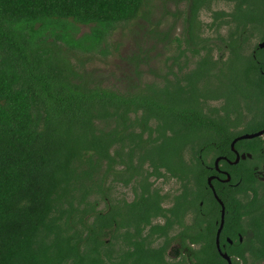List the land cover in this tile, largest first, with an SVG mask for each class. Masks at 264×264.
Instances as JSON below:
<instances>
[{"label":"trees","instance_id":"trees-1","mask_svg":"<svg viewBox=\"0 0 264 264\" xmlns=\"http://www.w3.org/2000/svg\"><path fill=\"white\" fill-rule=\"evenodd\" d=\"M218 1L231 12L214 11L208 27L227 35L203 38L198 14ZM147 2L0 0V264H227L215 248L220 208L206 166L233 159L234 137L264 129V48L246 54L256 34L264 43V0H184L181 37L154 26L152 41L165 51L175 42L177 57L196 58L191 69L162 63L160 84L142 83L150 59L141 53L130 56L133 85L100 83L86 66L111 55V33ZM78 26L89 30L77 36ZM235 145L264 151V135ZM205 156L211 164L201 165ZM247 164L229 167L230 183ZM167 176L181 192L164 207L168 196L153 183ZM212 185L225 205L219 240L232 264H247L246 254L264 260V191H252L245 221V184ZM118 186L132 199L117 198ZM246 230L254 238L240 243ZM172 243L189 256L169 260Z\"/></svg>","mask_w":264,"mask_h":264},{"label":"rangeland","instance_id":"rangeland-1","mask_svg":"<svg viewBox=\"0 0 264 264\" xmlns=\"http://www.w3.org/2000/svg\"><path fill=\"white\" fill-rule=\"evenodd\" d=\"M210 8L211 11L201 9L198 14L197 20L201 27V36L211 40H214L217 36L224 38L227 35L226 27H223L216 32L212 27H208V25L212 21V13L214 11H224V13H229L231 12L232 6L224 1H218L212 3ZM184 10V0H148L147 6H145L144 11L137 19L128 23L118 24L115 31L111 33V37L108 39V44L111 45V55L105 61H94L86 67L89 70L98 71V73H95L96 77L98 80L101 78V81H105V85L115 86L118 84L125 85L128 82L133 85L136 81L134 78V71L129 66L131 55L139 56L141 53H144L143 56L147 54L150 59V63L143 66V71L139 72L140 81L142 83H152L154 80V82L160 84L161 80H157L158 77L156 76L157 74L163 76L167 70L162 63L171 66V63L178 62L180 66H183L186 62L187 69H191L196 58L189 53L180 58L177 57L178 52L174 46L175 42H171L172 45H169L170 47H167L168 49L165 51L161 49L160 42H156L155 40L152 41V27L154 26L159 27L162 31H167L169 28H172V30H170L172 37L175 36L180 38L183 20L186 19V16H184ZM88 30L89 27L78 26L77 36L88 32ZM260 43L259 35L256 34L252 37L250 43L246 47V54H250L252 48ZM114 46H118L117 53L113 52ZM157 53H159L160 56L157 55ZM154 55L157 56L154 63H152V56ZM218 56L219 53L214 51L213 59H217ZM160 67L163 73L160 72ZM179 68L182 67L173 65L170 70L178 72ZM187 69L183 67L181 71H187ZM152 70L155 74L152 73ZM101 81L99 80L100 83ZM115 86L112 87L116 88ZM209 106L218 108L220 103L210 102ZM258 138H263V136ZM186 150L187 148H184L182 152L185 153ZM184 158L185 160H188L189 154L185 155ZM209 160L210 157H206V161ZM153 185V187L158 189L162 195L168 196L167 199L164 200V207H168L170 205V197L175 193V195H177L180 191L179 183L174 179H167L164 181L159 180L154 182ZM114 192L116 193L117 198H121L123 195L122 193L124 192L127 195L128 200L132 199L130 188L123 189L118 186L114 188ZM103 209L104 208H102V210ZM157 222H159V220ZM109 239L110 238L106 236L105 241L107 242ZM159 244L160 240L156 242V245ZM168 258L170 260L173 259V255H169ZM177 258L179 259L181 257ZM177 258H175V260Z\"/></svg>","mask_w":264,"mask_h":264},{"label":"flooded vegetation","instance_id":"flooded-vegetation-1","mask_svg":"<svg viewBox=\"0 0 264 264\" xmlns=\"http://www.w3.org/2000/svg\"><path fill=\"white\" fill-rule=\"evenodd\" d=\"M263 48H259V49H263ZM238 137L239 136L234 137V139H233L234 142L232 141V143H230V150H231V152L233 154V159L232 160L227 158V157L220 156V157H215L213 159V161H212V164H211V156H209L210 157L209 161H206V156H205V162L202 161L200 163H201V165H203L204 163L211 164V166H206V168H208V175L205 176V180H206L205 182H206L207 188H209L210 191H211L213 199L216 201L217 205L219 206L220 212H221V207H222L221 204L223 205L224 212H225V205H224L223 201L220 198H218V196L216 195L212 183L216 182L218 184L225 185V186H230L232 188L238 186L241 183L245 184V186L247 187V190H245L246 191V195H245V197H244V199L242 201H244L245 204H247V206L249 208L247 216L246 215L243 216V218L246 221L247 218H248V215L250 213H252L251 209L255 211V209L253 207V204H252V198H253V196H251L252 191L254 189H256V190H258V192L260 194L264 191V151H263L262 148L257 149V150L256 149H250V152L249 151H244L243 148L244 149L247 148L246 146H243V145L236 146L235 145L238 141H241V140H235ZM252 139H255V138H252ZM252 139H248V140H252ZM197 157L199 159L202 158V156H200V154L197 155ZM237 157H238L237 163L236 164H232V163H234V161L236 160ZM202 159H204V158H202ZM246 159L248 160L246 173L238 174L240 179L243 180L244 176H245L246 180L245 181L241 180L239 183H238V181H235L234 184L230 183L232 179H231L230 173H229V170H231V168H229V167L237 165L239 162L245 161ZM220 161H224V163H225L227 168L222 163H220ZM167 179H169L168 176L165 179H158L157 181H159V180L164 181V180H167ZM170 179H174V178H170ZM179 189H180L179 192H181V188H179ZM213 192L215 193L217 198L213 196ZM175 194L170 197V205H171L172 198L175 196ZM164 196H166V195H164ZM238 198H240V197H238ZM165 199H167V198H165ZM219 201L221 202V204L219 203ZM199 206H202L201 202L199 203ZM260 208H261V211H257V212H259L260 214L264 213V211H263L264 204L261 205ZM224 217H225V213H224ZM158 220H159V222H157ZM162 221H163L162 219L155 220V222L160 223V224H162ZM192 221H193V214H190L189 212H187L186 213V217L184 219V222H185L186 226L189 225V222L192 223ZM219 224H220V216H219L218 227H219ZM223 224H224V221H223ZM222 228H223V226H222ZM175 229L178 231L180 228L178 226H175ZM221 231H222V229H221ZM216 233H217V231H216ZM220 234H221V232H220ZM220 234H219V237H218L219 252H218L217 246H216V235H215V248H216V251H217L219 256H220V254H226L228 256L229 260H230V263L232 264L231 257L227 253H225L223 251L225 249L224 248L225 246L223 244L220 245V240H219ZM246 237H250L251 239L254 238L253 235L251 234V232L247 231V236L245 235L244 238H243L242 235L237 234V241L242 243L243 240ZM225 242L227 244H229V245L232 244V240L230 238H228V237L225 238ZM191 247H192V249H194L196 246H192L191 245ZM166 255H167V257H169V255H173L174 261H180L181 258L178 259L177 257H183L185 255L188 257L189 253L188 252L186 253L185 250L181 249L180 246L177 243H175V244L172 243L167 248ZM246 257H247V264H264V260H260V261L256 260V261H254L249 254H246ZM175 258H177L178 260L177 259L175 260ZM173 259H171V260H173ZM237 260L240 261V259H238V258H237ZM238 264H241V262H238Z\"/></svg>","mask_w":264,"mask_h":264},{"label":"water","instance_id":"water-1","mask_svg":"<svg viewBox=\"0 0 264 264\" xmlns=\"http://www.w3.org/2000/svg\"><path fill=\"white\" fill-rule=\"evenodd\" d=\"M259 48H263L264 47V43H260L258 45ZM264 135V129H262L261 131L254 133V134H245V135H241L239 136L237 139L235 140H248V139H252V138H257V137H262ZM234 142V141H233ZM238 161V157L236 158V160L234 161V163L232 164H236ZM213 196L216 197L215 193L213 192ZM217 198V197H216ZM219 203L221 204V202L219 201ZM221 212H220V224L219 227L217 229V233H216V246H217V250L219 252V247H218V237L219 234L221 232L222 226H223V221H224V207L221 204ZM220 256L227 262V264H231L230 260L228 258V256L226 254H220Z\"/></svg>","mask_w":264,"mask_h":264}]
</instances>
